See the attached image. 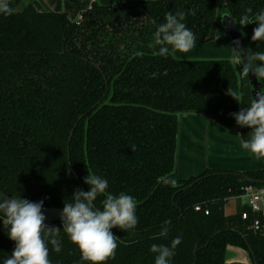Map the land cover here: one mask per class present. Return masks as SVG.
I'll return each instance as SVG.
<instances>
[{"label": "trees", "instance_id": "trees-1", "mask_svg": "<svg viewBox=\"0 0 264 264\" xmlns=\"http://www.w3.org/2000/svg\"><path fill=\"white\" fill-rule=\"evenodd\" d=\"M9 4L13 14L0 13V191L62 210L77 189L90 190L89 169L108 181V192L137 201V226L111 229L118 247L106 264H154L151 245H170L178 236L170 264H225L229 248L251 250L254 264H264V231L247 230L242 210L225 215L249 181L264 187V170H206L177 180L182 117L201 116L250 137L230 115L253 99L243 65L161 57L153 40L166 13L183 12L196 43H209L222 27L218 22L212 31L219 9L236 22L250 51L264 52V41L251 40L256 24H239L248 8L249 15L264 12V0L93 3L77 21L40 13L26 0ZM229 87L239 102L226 95ZM169 178L175 187L164 183ZM165 221L168 235L160 237ZM48 226L61 229L62 250L48 244L51 264H88L62 223ZM14 247L0 220V264Z\"/></svg>", "mask_w": 264, "mask_h": 264}, {"label": "clouds", "instance_id": "clouds-1", "mask_svg": "<svg viewBox=\"0 0 264 264\" xmlns=\"http://www.w3.org/2000/svg\"><path fill=\"white\" fill-rule=\"evenodd\" d=\"M13 12L9 0H0V13L11 15ZM245 13L239 24L246 26L255 23L251 40L264 41V12L253 16L249 15L252 9L248 8ZM185 15L183 12L165 14V22L158 25L153 33L154 44L159 46L157 55H172L176 58L175 53H187L193 49L196 37L183 23ZM234 43L239 46V41ZM233 51V62L243 65L240 70L242 77L248 78L251 73L258 81H264V52L245 53L247 62L244 63V50ZM226 95L239 102V92L231 87L227 89ZM230 115L234 117L237 125L251 130L248 139L241 137V148L256 159H264V89L256 94L249 106ZM84 183L90 190L85 192L77 189L72 195V202L64 203L60 213L62 229L78 247L83 261L88 264H106L109 259H114L118 247L117 237L111 229L119 228L126 232L137 226V201L124 192L118 195L108 192V181L89 169ZM164 183L175 187L177 181L169 178ZM100 196L104 199L101 202L102 207L97 208L95 202ZM42 207L43 201L30 202L21 197L8 199L0 196V220L7 229L8 237L15 242L11 256L4 259L3 264H51L48 244L57 253L62 250L58 239L61 229L45 224L46 217L42 213ZM168 223L170 222L165 221V225L161 227L160 237H167ZM180 243L181 237L178 236L170 245H151L150 251L155 254L154 264H170Z\"/></svg>", "mask_w": 264, "mask_h": 264}, {"label": "crops", "instance_id": "crops-1", "mask_svg": "<svg viewBox=\"0 0 264 264\" xmlns=\"http://www.w3.org/2000/svg\"><path fill=\"white\" fill-rule=\"evenodd\" d=\"M121 0H26V5L34 6L41 13H66L72 21L80 19L83 12L93 3L102 6H115ZM218 46L209 47L196 43L187 53L177 52L179 59L203 58L206 55L222 57L233 61V51L226 35L218 33ZM238 131H227L214 122L201 117L188 115L181 119L180 150L178 156L177 180L199 176L206 170L232 171L245 173L264 170V159H256L240 146ZM237 212L242 207L237 199ZM228 205V204H227ZM226 205V207H227ZM225 215L232 216L234 214ZM225 264H254L247 251L229 248Z\"/></svg>", "mask_w": 264, "mask_h": 264}, {"label": "water", "instance_id": "water-1", "mask_svg": "<svg viewBox=\"0 0 264 264\" xmlns=\"http://www.w3.org/2000/svg\"><path fill=\"white\" fill-rule=\"evenodd\" d=\"M218 22H221L222 28L224 29L227 37L230 38V41H231V44L233 45V47L235 49H237V50H239V49H243L244 50V52L242 53V57L244 58V63H246L247 60H246L245 53L249 52L250 50L245 45L244 36L239 31L238 26L236 25V22L229 15H223V16H221L219 9L217 10V15H216L215 22L212 25V31L215 30V27H216V25H217ZM235 41H239V46L238 47L234 43ZM94 66L100 71V68L98 66H96V65H94ZM248 78H249V81H250L251 87H252V97H253V99H255L256 98V94L262 89V85L256 79V77L254 75H252L251 73L249 74V77ZM79 121H81V119H79ZM73 134H74V131L70 135L69 143L72 140ZM249 183L252 184V185L258 184L255 181H249ZM0 196H4V197H6L8 199H11L6 194H4L2 191H0ZM61 212H62L61 209H56V208H42V213L46 217L45 224L46 225H53V224L62 223L61 216H60V213ZM0 215H2V214H0ZM249 253L251 254L252 257H254V254L252 253L251 250H250ZM227 254H228V251H227ZM226 259H227V256H226ZM254 261H255V259H254Z\"/></svg>", "mask_w": 264, "mask_h": 264}, {"label": "built area", "instance_id": "built-area-1", "mask_svg": "<svg viewBox=\"0 0 264 264\" xmlns=\"http://www.w3.org/2000/svg\"><path fill=\"white\" fill-rule=\"evenodd\" d=\"M236 199L242 207L241 219L247 230L254 234L262 233L264 231V187L246 185ZM195 210L200 212L201 208L196 207ZM205 214L209 215V212Z\"/></svg>", "mask_w": 264, "mask_h": 264}, {"label": "rangeland", "instance_id": "rangeland-1", "mask_svg": "<svg viewBox=\"0 0 264 264\" xmlns=\"http://www.w3.org/2000/svg\"><path fill=\"white\" fill-rule=\"evenodd\" d=\"M149 1H157V0H149ZM27 3V2H26ZM219 32H222L224 35H226V33H225V31H224V29L222 28V27H219L217 30H216V33H215V37H214V40L213 41H211V42H209V43H206V44H202V45H209V47H214L217 43H218V33ZM226 37H227V35H226ZM228 38V37H227ZM229 40V39H228ZM229 42H230V47H231V49H232V51H233V49H235L234 47H233V45L231 44V41L229 40ZM217 46H218V44H217ZM175 55V57L177 58V59H179L178 58V56L176 55V53L174 54ZM233 55H235V53H234V51H233ZM226 55H224V56H222V57H215V56H210V55H206L205 57H203V58H192V59H189V58H187V59H179V60H189V61H201V60H229V59H227V57H225ZM229 61H231V60H229ZM233 64H235L233 61H231ZM236 203H237V201H235V199H233V200H230L229 202H228V205H227V207H226V212L228 213V214H234L235 212H237V208H236Z\"/></svg>", "mask_w": 264, "mask_h": 264}]
</instances>
